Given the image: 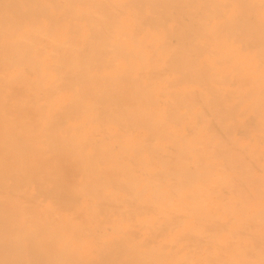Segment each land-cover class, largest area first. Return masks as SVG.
<instances>
[{"label": "bare ground", "instance_id": "1", "mask_svg": "<svg viewBox=\"0 0 264 264\" xmlns=\"http://www.w3.org/2000/svg\"><path fill=\"white\" fill-rule=\"evenodd\" d=\"M254 2L255 0L231 1L230 4L232 8H235V6L239 4L242 7V14L244 13L242 16L239 17V15H241L240 13L241 11H240L238 17L236 16L238 20L233 19L232 22L231 20H227V19H226L227 21H222L225 20L223 19V17H225L227 14L228 15L233 14V12L230 13L229 11H226L229 13L224 14L225 10L222 9V6H220L217 3V0H0V49L2 48L1 50L3 51L2 52L3 54L0 53V55H2L0 58L4 57L1 60L5 61L6 71L8 72L7 67H10L12 69L11 71L13 74L10 72L8 73L11 74L12 76H15L13 81L11 75L9 76L7 73L10 79L12 78L10 80L11 85L13 84L15 85L16 83L18 84L17 82L18 78H19L18 80H20L19 84H21L22 76L24 78V76L29 72V70L32 71L30 72L33 75L31 79L32 83L31 82L29 83L30 81L29 76H32L29 73H28L29 76H27L28 74L26 75L29 81L25 78L26 80L24 79V81L26 82L24 81L22 82L23 83L22 88L24 89L25 87L24 84L25 85L28 84L29 87L27 88L28 90H31L29 91L31 93L28 94L29 92L26 89H24L25 92L27 91L26 93L20 90V92H24V94L20 93V96L22 94L21 97L18 96V94L16 95L18 96V98L22 99L20 102L23 101L24 103L25 101L26 103L27 97H24V95L26 96L28 95V97L31 96L30 97L31 99L34 97L32 99L33 101L36 96L38 97V99L39 98L42 99L43 97L45 98V102L47 104V101L48 102L50 101L49 94L51 92L52 93L51 98L54 99L53 96H55V100L52 101L54 102L52 105L55 106L54 107L55 109L53 108L51 109L54 110L53 111L54 113L62 112L60 110V107L62 108L64 104H62V106L59 105L60 100L63 99L61 103L67 102L65 103V105L69 103L70 107L68 105L67 106L68 108H66V110L70 108L72 112V109L74 108L75 112L77 113L76 114L77 118L76 117L74 118V115L72 116L71 114L72 118L74 120L76 119L75 121L76 123L73 124L70 123L74 121L72 120L71 116H69V118L71 119L70 120L68 116L62 115L63 117H66V120L68 118L69 122L68 121L67 122L70 124V126L67 127L68 128L70 127L71 133L73 132V134H71L70 131H68L69 132L68 134V132L66 131L67 136L69 135V138L71 135L74 136V134H76V131L80 132L78 131L79 124L86 125L89 124V122L92 123V121L94 122L93 120L94 118H96L95 121L97 122V118L99 119L101 115H103V113L106 114V113H110L111 110L113 111L114 107L112 105L115 104L116 106L118 105L116 108L122 109V113L124 116L122 117L121 115H119L120 113L116 114L119 115V118H117L115 121L116 123L117 121L119 123H122L124 121L121 126L122 130L126 126V124L124 123H126L128 120L130 121L132 120L135 127L137 126L141 127L138 128L140 130H142L143 128L144 130L143 133L146 136L151 135L148 138H152L154 136L153 138L155 141L153 142H156L157 138L161 139L160 142L161 141L163 142V144L155 145V144H159L156 142L154 143V147H152L153 146V144H151L152 140L151 141L147 140L148 138L144 134L143 137H141L142 140L140 139V135H139V137L136 136V138H139V140H135L136 139L135 138L133 139V141L135 142L130 141V137H129L130 135H128L127 132H131L130 133L131 135H133L136 132H134L135 130L129 131L128 129L127 132H125L126 128H124L125 134L122 133L123 135H121V133L119 134L120 130L116 129L117 127L116 128L114 127L116 131H118V133L114 134L113 131L115 130L112 131L111 127L109 126L112 124V122L110 121L112 116L110 115L109 116L110 118H108L107 116L106 117L107 121L103 124L109 122V125L107 124L110 127V131L109 130L108 131L111 132V134L109 135L115 137L110 142L111 143L112 141L115 142L114 139H116V137L120 139V145L119 143L116 142L117 143L116 146H118L119 148L112 145L111 146L112 149L113 147L114 148L116 147L117 149L120 150L119 152L123 154L121 155V159L124 158V155L125 157L127 155L129 158L128 157L124 158L125 160L126 159L130 160L131 158L132 162L134 161L135 164L136 163L139 164L136 166L137 168L138 166H142L141 169L144 168L143 171L145 169H148L145 170L144 173L146 175V171H147L148 182H146L143 185L140 184V182H143L144 180H146V178L142 179L140 175V178L143 180L140 181L139 177L136 178V176L137 173L142 174L143 171H141L142 173L137 171V168L134 166L128 167L127 165H129L130 162H128V164H125V162L124 163L121 162L125 160L124 159L120 160L119 156H118L119 160L117 157L112 158L115 150L113 149L114 150L113 151L111 149L110 147L111 144L108 142L111 137H107V139L109 138L107 141H105L106 137H101L102 139L98 137L99 138L98 141H100L99 142L100 144L98 145V148L96 146L95 149H98L96 150L97 154L100 152L99 154L103 155L102 158H104L105 160L103 166H105L107 169L106 173L107 171L110 170L111 173L113 174L114 173L113 170H117L118 172L116 173L122 174L121 180L119 179H118L119 181L117 180L118 181L117 183L119 184H117L112 179H110V180H106L109 181L107 182V186H106L105 180L103 181V183L101 182V179L103 180L104 179L103 176H105V169L103 168L104 169L103 171V169L101 170L98 167L96 163L98 162L97 161L98 159L96 160L92 157V152L85 147L87 144H84L86 138L84 139L83 136L88 135V133L89 136L92 135V133L90 134L89 132L91 130L86 132V130H88L89 127L86 130L82 128L83 133L85 134L86 132V134L85 135L83 134L82 136V134L79 133L81 137L77 138L80 139V141L83 138L82 140H84V142L82 144L83 146L85 145L84 146L85 148L82 146V144L79 141L74 142L75 137L79 136L77 133V135L74 136V139L71 137L69 141H66L70 143L72 139L71 142L72 144H69L70 146L68 145V143L66 144L65 141H64L65 143L63 142L64 144H66L65 147H68L67 148L68 152H67L66 151L67 149L66 150L61 149L62 147H64V145L60 148V146L58 147V145H61V143H58L56 145V141L53 144L54 141L52 140V138L55 135H56L55 137H57L58 139V136L61 135V134L58 135V133H63L62 131L65 132L64 129L66 127L65 125H69V124L65 122L64 119H62L61 121L60 119L58 120L61 123L63 121L66 123V124L64 122L62 123L63 125L64 124L65 125L63 127L64 130H61L62 125H61V129L58 128L60 122L58 121L55 122V120H57L58 117L56 118L55 117L56 115L53 113L54 115L53 118L55 120L51 121L50 120L51 117L50 118L48 117L51 111L43 110L45 114L41 113V115L39 114L38 116H34L38 118V120L36 121V125L39 122V125L37 127L39 128L38 129L39 131L37 132L36 131L37 128L35 127V124H33L35 123V119H33L34 117L30 116L31 117L30 118L26 114L23 115L24 112L23 109H25V107L22 106L23 107L22 108L18 106L20 105V102L18 101L19 99L17 101L16 99H14L16 102H18V105L16 106V104L12 103L11 106L14 105V107L13 106L11 107L12 108L11 111L8 110L10 106H8L6 103H4V105L0 104L1 105L0 106V126H1L0 150H3V152L2 151L0 152V264H86L85 262L86 259L88 260L87 264L95 263L96 260L92 257L90 253L89 242L84 241L89 237L86 239L85 237L83 238V236L85 235L86 237L89 236L88 234L89 231H87V227L84 228L86 229L87 232L83 231V234L84 233L86 234L80 235L82 236L83 239L79 236H76L78 237L76 238L75 234L77 232L75 233V231H77L76 229L78 225L75 223H74L75 225L74 224L72 225V222H70L71 220L68 221L70 217L68 216L65 217L66 215L63 216L59 214V212L55 211V209L57 207H60L59 208L60 210L58 208L56 210L61 211L62 210L61 207L64 210V207L67 205V208L65 207V210H68L69 212H71L72 210L76 211L77 202L79 198L78 193H82L85 195L87 194V196L90 195L92 196L90 198L95 197V199L97 196H98L97 199L100 196H101L100 198L107 196L106 199H108L110 194L109 195L106 194L105 190L107 189L105 188L111 186L110 183H112V181L116 185H119L116 187L112 186L113 188L117 189V187L121 186L120 188H122L123 190L118 188L120 189V191L128 192L127 194L129 198L131 197L133 201H131V198L130 199L126 198L125 201H129V203L127 202L128 203L127 206L130 204L129 207L127 208H130V206H132L133 204L136 206L133 205L132 208L138 207L137 211L134 208L135 209L134 213L139 212L138 214H141L142 210L141 209L139 210V208H145L147 210L145 211V209H143V212L144 211L150 213L155 212L157 214L162 210L161 207L163 206V204H164L163 210L166 209L167 206L171 205L172 207L170 206L169 207L170 209L168 208L170 210V214H168L169 212L167 213L165 211V213H167L166 216L168 217L169 215V218L171 219V217L173 218L174 216L171 215L173 213L179 215L178 216L179 219L178 217H175V219L173 218L175 221L177 220V222L172 221L174 222L173 224L167 219L169 221V222L167 221L165 222L167 224L169 223H171L172 225H174L175 223L179 224L178 220H182L181 223V225L183 224L182 227L183 226L185 227V225H187L186 228H188L190 227L189 221H193V220L187 221L188 220L187 217H191L193 215L195 218L194 221L201 223V226L207 225L202 231L204 232L205 229H207L205 231V233L207 232L206 234L214 235L216 232H213V230L215 231L217 227L222 225L220 227L221 230L217 228L218 234L216 233L217 235L216 234L214 235L215 237H217L218 235L221 234L220 233L221 231H226L224 229L228 228L229 236H222L220 238H216V240L219 243L215 240L213 236L211 237L209 235H206L205 233H200V234L198 233V235L202 237L201 238L202 243L201 242L199 243L200 245L206 243L207 247L205 249L209 252V254L207 255L210 256V259H211V254L212 257H214V255L216 254L215 258H212L214 259V261L210 260V262L213 263L215 262L218 264H224V263L264 264V244H260L259 245L260 248L259 246L257 247L258 243H264V242L259 240L258 242L256 240L258 236L256 237L255 234L252 235L253 236L252 238L248 236L249 239L251 240H253L254 237L256 238V239L254 238L255 239L254 245H256V248H258L257 251L255 249V246L254 247L251 246L249 249V247L243 244L244 237L243 236H242L243 238L240 237L241 234L244 235L245 233H242L239 230L241 234L235 235L237 233L234 232L235 231L237 232V230L233 231L234 228H236V226L240 227L238 229H241L243 227V223L247 225L248 222H246V220L250 221L248 226L251 223H253L252 224L253 226L250 225V227L251 226L256 227L254 226L255 220L254 218L252 219V217L257 218L258 221L260 220L262 221V224H264V188H262L264 187V181H262L264 179L260 178V180H258L257 177L256 180L255 178L253 179L250 176V172L251 173L252 171L254 172V170L250 169V167L256 169L258 164H255V161L258 162L259 160L260 162L262 158L260 157L261 158L260 159L258 157L259 154L257 150L246 149L244 146H242V143L241 144L239 143V139H237L234 136V132L237 131L236 129H237L238 120L236 118V122H235V120L233 119L236 114L235 111H237V109L239 111L237 112L240 114V108H238V106H240L241 104L238 105V102L236 104L233 101L238 106L234 104L235 109L234 107H232L233 105L230 107L229 104H231V102L227 104V101L230 100V98L227 101H225L226 95H228L229 90L226 91L227 94L220 96V93L223 94L222 88L220 87V90L219 89L217 90L216 89L217 87H215V85L218 86V84L220 85L223 84V86H227L231 82V80H228V82L230 81L228 84L227 80L225 81V79H227L226 75L227 77L230 78V74L228 72L227 74L226 72H224L226 75L222 73L225 70L222 68L223 65H228V67L226 66L227 68H230V66H232V68H234V71L235 70L238 71L235 72L236 75L234 74L236 81L240 77L237 81L239 82L240 85V87L237 86L239 89L237 91H240V89L246 87V85L251 86L253 82L254 83L259 82V84L262 83V85H264V82L261 81L264 80V22H261L259 20L261 23L257 21L259 22L258 24L255 23L256 22L255 20H251V18L252 19L254 18L252 17L251 13L253 14V12L255 11L259 13V10L257 11V9L255 10L253 8L256 7V5H254L255 4ZM228 4L227 6L225 5L226 8H230ZM261 7H264V5H262ZM250 11H251L250 13L251 18L247 16V14H249ZM222 14H224L225 16ZM221 15L222 17L220 18L219 16ZM185 19H187L188 22ZM215 19L217 20L222 19V20H220L221 22L220 21L216 22ZM249 21H253V22L250 23ZM166 36L168 38H166ZM207 38L208 41L210 40L209 44H212L215 47V49L213 48V50H210V52H209V48L211 46L207 44L208 42H206V40L205 42L202 41ZM172 40L174 41V43H171ZM237 41L243 43L242 49L244 47L245 50L242 51L244 52H239V53L233 52V47ZM206 44L208 47H206ZM211 51H212V55L211 54L210 55L212 57H215L214 55H217L218 57L215 60V64H217V66L214 65L213 63L214 58L211 59L212 58L211 56L210 59L213 60V62L211 61L212 63H209L208 61L210 60L208 59H201L204 57L203 55H205L206 53L209 54L211 53ZM3 61H1L0 63H2ZM3 64H0V66ZM218 65L222 66L220 67L223 69L221 73L222 75L224 74L225 76L220 75L221 73L219 71L220 68H218L219 67ZM24 66L26 67L25 69L29 68V70L27 71V73L25 72V74L24 72L22 73V69H24L23 68ZM249 67H251L252 69ZM260 67L262 68L260 69ZM215 69H218V74L216 72L217 70L214 71ZM250 70L254 72H251ZM165 71H168L170 73L169 74L170 77L168 75L162 74ZM249 72H251L252 74H250ZM2 73L5 74V72ZM3 75L1 76L0 79L8 80L6 78L7 75H4V77ZM60 80L67 82L66 86L65 85L64 87L62 86L64 89L60 85L62 83L61 82L58 83V81ZM8 81H6L7 82L6 85L4 84L5 81L4 82L2 81L3 82L2 84L5 85L6 88L8 87L10 88L11 86L8 84ZM72 81L73 82L76 81L77 83L72 84ZM64 82L63 84H65ZM248 82L249 84H247ZM47 83L49 85V86L47 85L48 88L50 87L51 90L49 89L50 90L49 91L46 86L44 88H46L49 91V94L47 93V90L43 88V85H46ZM55 83L59 84L57 86L58 87L60 86L59 89L62 88V91L66 90V93H64L65 91L59 92V90H57L58 88H56L55 90L56 92H58L57 94L53 92L54 89L52 90L51 84L56 86ZM184 83L185 84L191 83L192 85L194 84L195 87L198 86L197 91L196 89L194 90L195 87L194 88L192 87L191 89L190 86L189 89L188 84H187L188 86L187 89L179 87L180 84L181 86H183ZM232 83L233 80L231 84ZM37 85L38 86L42 85V87L41 86L40 87L43 90H46V93L44 91L42 92L41 90H38ZM254 86L255 89L254 87H252L253 88L251 89L252 91L251 90L248 91L245 88L244 89L247 92L251 91L252 92L251 94H253L254 92V94H256L255 96H259L257 95L258 90H256L259 89L258 87L259 85L257 86V88L256 85ZM33 88H36L38 90L37 93V90L34 89V91L36 90L35 93L33 92L35 96L32 93ZM260 88H264V87L260 86ZM234 89L230 91L232 92L233 95H234L233 92H235L237 88L235 89V91ZM244 89L241 90L244 91ZM162 91H165L163 92L162 95L165 97L162 98L163 100L160 99V94L162 93ZM218 91L221 92L219 93ZM247 92H245L246 94L244 93L243 94L246 96H250L248 95L249 93L247 94ZM260 92H262V89ZM36 93L38 95H36ZM39 93L41 95L42 93L48 95L44 97L45 94H43V96L39 97L40 96ZM59 93L60 94L63 93V94L59 96ZM232 94L229 93V95ZM56 96L57 98L59 96V98L56 99ZM260 96L262 97V95ZM48 97L49 99H47L46 101V98ZM30 98H28V100H30ZM232 98L240 99L239 96L238 97L236 96V94L235 97L233 96ZM242 99H243L242 101H244L247 99V97L246 99L245 98ZM262 99L260 97H254V99L252 100L253 103H257L261 108L260 109L259 107H257L259 109L258 110L257 108L255 109L256 111H258V113H260V110L264 109V106H262L264 105V103H262L261 101ZM45 102L43 103L45 104ZM52 102L49 103L51 104ZM249 102H251V100ZM23 103L22 105H24ZM28 103H26V105ZM36 103H38L37 100L36 102H33V105L29 103L30 105L28 104L27 105L28 108L26 109H29L31 111L32 110L31 108L34 106L33 108H35L36 111L39 110L41 112L42 106L39 107L40 105L39 104L36 105ZM50 104H48V106L53 107ZM197 104H200L202 106V110L196 109L195 106ZM56 105L60 106L59 109L56 108L57 107ZM71 105H73L74 107L72 106L73 108H71ZM35 106H38L39 108ZM4 108L7 109L9 112H14V114L10 113V115H5L8 111L6 110L4 112ZM253 108L252 110H254ZM19 109L23 110V112L21 111L22 113L20 112V115L22 114V118H20L21 116L17 117V114H19L18 113ZM98 110H100L101 113L103 112L102 114H100V116L98 115L100 113L98 112ZM48 111L49 114L46 115ZM116 112H113L114 115ZM258 113H254V114L260 116L262 115ZM12 114L16 116V118L12 117L13 116ZM239 114H237V116ZM25 115L26 117L24 118L23 116ZM49 116H52V114H50ZM208 116L209 118H207ZM261 117H264V115H262ZM27 118L29 120L33 119L34 122L31 123V125L29 124L27 126V124H25L24 122L25 119L26 122L28 121ZM107 118L110 120L108 121ZM251 118L254 119L253 117ZM119 119L120 121L122 120L123 121L120 122ZM256 119L258 120V118ZM112 120L114 122L113 118ZM103 121L104 120H101V123ZM52 122L53 124L55 122L54 125L51 124L52 126H54L52 130V133H54V135H52V133H47L50 132L49 131L50 129H52V126H50L49 128V125ZM96 122L94 123L98 125ZM250 122L253 124V126L251 124V126H249L250 128L249 127L246 128L248 130L249 129L251 130V128L256 126L260 128L262 124H264L261 122V125L258 126L260 123L256 125L255 121L252 122L251 120ZM101 123H99V127L103 125ZM114 123L112 124V126H115L117 124L119 126L121 125L119 123L117 124ZM238 124L240 125V123ZM32 125L33 128H36L35 131H33L34 129H31ZM92 127H94V125ZM102 127L105 128L104 126ZM68 128H66V130ZM105 129H108V127ZM246 129H244L245 131L243 130L244 131L243 135H249V132H247ZM101 130L102 128L100 127V131ZM258 130L264 131V129L261 130L258 129ZM32 131L36 132L37 135L34 134L35 137L33 136ZM55 131L58 133L56 134ZM105 131H103V133H105ZM253 131H256V129L254 130L253 128ZM66 132L65 134L63 133L64 136H66ZM139 133L141 132L139 131ZM237 133H239V131ZM48 134L50 135L49 137L51 138L50 140H48V136H49ZM62 136H59V139ZM67 136L64 139L68 140L69 138ZM144 136L147 138L146 139L147 142L144 140ZM45 137L49 141V143L46 142L47 149H48V144L50 145V143H52L51 147L49 146L51 149H53V147L56 145L57 147L55 146L56 147L55 149L58 148L57 150H59L60 148V151L61 150L65 151V152L63 151L64 153L66 152L69 153L70 152L69 150H72L73 155L71 153L70 155L71 156L76 155L82 161L81 170H80L82 175L84 176L90 175L94 179L88 183L81 180L82 181L81 184L83 185L78 187L77 190L76 188L75 190L70 189V187L72 188V186L67 188L68 185L67 183H70L68 179L69 175L67 172H65L67 169L64 171L65 174L63 173L62 176L63 178L60 176L62 173H61V169L59 170L60 168L59 166H64L63 163H62L63 165L59 163L61 156H59L60 159L57 160L58 163L61 165L57 164L58 168L56 167L53 170L52 169L54 167L53 164L57 163V161L55 162L57 158L54 160L53 157H55L57 154L53 155L52 157L53 159L51 158V156L50 158H44V157L42 158V155L40 154V152L42 151L38 150L35 146L36 142L41 143V141H43ZM63 137L61 139H63ZM131 137L133 138V136ZM165 140L167 141L166 143H168L169 141V144L173 149L171 151L170 150L171 148L169 146L170 148L169 150L172 153L174 151L172 155L168 153H164L165 151L163 152L162 148H160V146L163 147L162 145H165L164 144ZM95 141L96 140H93L94 145L98 143V141L97 143ZM93 142L91 141L92 144ZM91 143L88 145H91ZM147 143L150 145H148ZM146 144L149 147H146ZM250 144H252L251 141ZM37 146L39 147V145ZM145 149H149L147 150L149 153H147ZM46 150L43 149V151H45L44 152L45 154L48 151ZM60 151H58L60 153L59 155L63 153V152L61 153ZM109 151L111 152L109 153ZM55 152L57 153V151ZM119 152L117 151V153ZM114 156L117 155L115 154ZM260 156H264V155H260ZM154 157L158 159L160 162H158L157 165L155 164V166L154 165L151 166L152 163L150 162L153 161L154 163L153 160L155 159ZM28 158H30V160L35 158L37 159V161L34 164H32ZM102 158H100V161H102L101 160ZM215 158L216 159L221 158L220 162L216 161L220 163V165L218 164L219 167H217V163L214 161L216 160ZM46 159L49 160V162H51V164L47 163L49 166L44 165L46 164L45 162ZM62 159L63 161L66 160L64 159V157H62ZM77 161L75 163H77ZM134 162L132 164H134ZM262 162H264V160H262ZM253 164L256 167H254ZM103 166L101 165V167ZM64 167H66V165ZM64 167H61L62 170L64 169ZM49 168H51L52 170ZM133 168L137 171L136 176L134 174L135 170ZM57 169L58 171H56ZM77 169L78 168H76V171ZM68 171L72 173L71 172L72 168L70 170L68 169ZM77 172L78 174H80L79 170ZM64 175L67 177L66 182L64 180L65 177ZM83 180H85V178H83ZM85 181L88 180L86 179ZM75 183L78 182L75 180ZM34 184L35 187L33 186ZM29 186H31V190L29 189L30 188ZM212 194L213 196L217 195L216 200L211 199V197H213ZM224 194L225 196L223 197ZM175 197L177 198L174 204L172 200ZM46 200H50L52 201V203L46 204L45 203ZM102 200H104V198ZM113 200H111V202H113ZM136 201L137 204H135ZM55 202L56 204L59 205L54 204ZM123 202L124 201H122V203ZM62 203L65 204L62 205ZM53 204L56 206L55 209H54L55 206ZM114 204H116L115 206H117L119 203L117 204L115 202ZM124 204L126 205L125 202L123 203V205ZM172 204L177 205L179 208L173 210L174 207ZM105 205H107V203ZM120 205L121 204H119V206ZM70 208L72 210H69ZM120 209H122V207ZM132 210L130 211L133 212ZM181 210H183L182 212L184 213H182ZM185 210L189 211L190 213ZM213 210H214V215L213 212H211ZM81 211L84 212V209H82ZM82 212L81 214H83ZM108 212L109 211H107V215L109 214ZM131 212H128V214L129 213L131 214ZM178 212L179 214H177ZM180 212L182 213L183 216L181 215ZM219 213L222 214V216L224 214L223 217H225V214H227V216L230 218V219L228 218L229 220H227L228 223H230V225L226 221L228 227L226 226V224L223 225L222 224L223 222L221 223L216 222L217 220H221L218 219L217 217ZM220 214L218 216H220ZM107 215L105 216L107 217ZM82 216L81 218L85 219V217ZM111 216L112 214L110 215V217ZM161 216H163V218H166L164 217L165 215L160 214V216H158V219L159 218L161 219L162 218ZM76 217L80 218L79 214ZM92 217L94 218L95 215H93ZM183 217L186 218L187 221L185 225L183 222L184 221ZM250 217L253 220V222L250 220ZM96 218H98V220L100 221L99 223L104 226L103 222H105V220L102 222L103 223L102 224L101 220L97 215ZM214 218H217V220L215 221ZM107 220H111V219H107ZM107 220L106 222H108ZM113 221L114 220H112V222ZM214 221L216 224L214 223ZM212 223L214 224V226H216V228L213 226ZM79 228L80 231L78 230V232L81 234L82 233L81 224L79 225ZM100 228L101 226L99 227V230ZM119 228L122 229V227ZM108 229H110V227ZM116 229L113 228V230L115 231ZM161 229L163 230V228ZM157 230L158 229H156V231ZM73 231L75 233L74 236L71 235ZM196 231L201 232V228L200 230L198 229ZM196 231H193V233L194 236L196 235L197 237ZM247 231H249L250 233V231L252 230H247ZM137 233L138 232L134 233L133 235L137 236ZM187 233L189 232L187 231ZM123 234H125V232H123ZM201 234H204L208 237ZM191 235H192L191 237H193L195 240L196 237H194L193 234ZM91 236L93 235L91 234ZM187 236L189 235L187 234ZM72 237L75 241H73ZM200 237L198 236L195 242L197 241V239L199 240ZM204 237L206 239L208 238L207 240H209V237L210 240L211 238H213L215 241L213 243L214 245L211 244L210 246L209 243L213 241L210 240L207 241ZM121 238H122L121 240L124 241L123 236ZM125 241L127 240L125 239ZM106 243L108 244V241ZM106 243L104 242V246L106 245ZM113 243L115 244L116 241L115 242L113 241ZM114 244L113 246H115ZM143 244H141V246ZM196 244L199 245L197 242ZM218 244H221L223 246L222 250H224L222 251L219 248L220 252L222 253L224 252L223 257L221 256L222 259L220 258V260H219L220 256L217 257V255L220 254V252L217 251L218 249L216 248L222 246L221 245L219 246ZM246 244L248 245V243ZM143 246H147V245H143ZM212 246L213 248L215 247V251H217L218 254L213 251L214 252L213 255V252H211L210 249L208 250V248L210 247L212 248ZM107 247L108 246H106L104 251H106ZM163 247L164 249L167 248L165 247V245H163ZM103 249H101L102 254H103ZM164 249L162 250L164 251ZM117 250H118V246L117 247L115 246V248H113L112 250L110 249L108 253L114 255L116 254V252H118ZM254 250L256 252H254ZM135 251H136L135 253L137 254L138 253L137 250ZM146 252L147 251L145 252L141 251V254ZM162 254L163 253H161L160 255L163 257L164 255ZM248 254H251L252 256L250 255L251 256L250 257L248 256ZM104 255L105 253L101 255V257H99L96 262H99V260ZM111 255H108V257H106L108 261L110 260ZM169 255L167 256L170 257ZM171 256L175 257V254ZM112 257L114 259V256ZM139 258L137 261H139ZM148 258L150 260L152 257H148ZM180 258L182 259V257ZM217 258L219 262H217ZM113 259L111 258V260ZM134 259L132 258L133 261ZM104 260L102 262L103 264H105ZM111 260L109 261V263L112 262ZM132 260L130 258V262ZM204 260H206V258ZM222 260L224 261L222 262ZM108 261H106L107 264ZM128 261L129 260H127V264ZM133 261L132 263L130 262L129 263L133 264ZM142 261L143 260H141V262ZM122 263L123 262H121V264ZM139 263L140 262H138V264ZM179 263L181 262L178 261V264ZM185 263L192 264L191 261H184V263L181 264H185Z\"/></svg>", "mask_w": 264, "mask_h": 264}, {"label": "rangeland", "instance_id": "2", "mask_svg": "<svg viewBox=\"0 0 264 264\" xmlns=\"http://www.w3.org/2000/svg\"><path fill=\"white\" fill-rule=\"evenodd\" d=\"M221 1H222V2H221ZM231 1H233V0H220V1L217 0V3H218L220 6H222V9L225 10L224 14H227V13H229V12H230V13L233 12V14H229V15L227 14L226 16H225L224 14H222V15L225 16V17H223V19H225V20H222V19H220V20H222V21L231 20V21L233 22V19L238 20L237 17H238V15H239V12H240V11H241V12H240L241 15H239V17L242 16V15L244 14V13L242 14V7H241L239 4L236 5L235 8H232V6H231V4H230ZM223 2H224V3H223ZM260 2H261V4H260ZM225 3H227V4L229 3L230 5L228 4V6H230V8H226L227 4H225ZM254 3H255L254 5H256V7H253V8H254L255 10L257 9V11L259 10V13H260V14H259L258 12H256V11H255L256 13L253 12V11H254V10H253V11H252L253 14H252L251 11H250L249 14H247V16H248L249 18H251V15H252V17H254V18H253V19L251 18V20H255V21H256L255 23H258V24H259L260 21H261V22H264V21H262V20H264V18H262V17H264V16H262V15H264V7H261L262 5H264V0H259V1H258V0H255ZM257 3H258V4H257ZM225 5H226V6H225ZM254 5H253V6H254ZM223 6H225V7H223ZM225 8H226V9H225ZM239 8H240V10H239ZM227 9H229V10H227ZM226 11H229V12H226ZM234 12H235V13H234ZM250 13H251V15H250ZM254 13H255V15H254ZM222 15L219 16V17L221 18ZM228 16H229V17H228ZM236 16H237V17H236ZM247 16H246V17H247ZM256 16H257V17H256ZM219 17H218V19H219ZM226 17H227V18H226ZM232 17H233V18H232ZM214 18H215V17H214ZM216 18H217V17H216ZM249 18H248V19H249ZM226 19H227V20H226ZM239 19H240V18H239ZM256 19H257V20H256ZM185 20H187V19H185ZM215 20H216V22H217V21H220V20H217V19H215ZM249 20H250V19H249ZM259 20H260V21H259ZM257 21H259V22H257ZM187 22H188V20H187ZM220 22H221V21H220ZM249 22L251 23V22H253V21H249ZM261 22H260V23H261ZM252 24H253V23H252ZM260 25H262V24H260ZM166 38H168V37L166 36ZM205 40H206V42H208L207 44H209L210 40L208 41V38H207V39H204V40H202V41L205 42ZM171 43H174V41L172 40ZM211 43H212V42H211ZM238 43H239V44H238ZM207 44H206V47H208ZM236 44H237V45H236ZM240 44H242V45H240ZM209 45L211 46V47L209 48V52H210V50H213V48L215 49L214 45H212V44H209ZM239 45H240V46H239ZM242 46H243V43H242V42L240 43V42L237 41V42L235 43L234 47H233V52H235V53L244 52V51H242V50H245V49H244V47H243V49H242ZM240 47H241V48H240ZM236 48H237V49H236ZM1 49H2V48H1ZM1 49H0V50H1ZM239 49H240L241 51H240ZM2 52H3V51L1 50L0 53H2ZM2 54H3V53H2ZM210 54L212 55V51H211V53H209V54L206 53V54H205L206 56L203 55V56H204L203 58H201V57H202V55H201L200 58H201V59H208V60H210V61L207 60L209 63H212L213 60H214L213 63H214V65L217 66V64H215V60L218 58L217 55H214L215 57H212ZM207 55H208V56H207ZM1 56H2V55H0V57H1ZM210 56L212 57L211 59H213V58H214V59L211 60V59H210ZM3 58H4V57L0 58V62L3 61V60H1V59H3ZM211 61H212V62H211ZM3 63H4V64H3ZM0 64H3V65L5 66V61H3V62L0 63ZM6 64H7V63H6ZM3 65L0 66V69H1V70H0V78H1V76L4 74V73H2V72H5L4 75H7L8 72L12 73V71H11L12 69H11L10 67H7V69H8V72H7V71H6V66L4 67ZM7 65H8V64H7ZM218 66H219L218 68L222 67L221 65H218ZM226 66L228 67V65H223V67H222L223 69H225L224 71H223L222 68H220V69H222V70L219 69V71H220V73H221L222 71H223L222 73L226 72V74H227V72H228V73L230 74V78L227 77V75H226L225 73H224V74L226 75V78H227V79H225L224 77H223V78L225 79V81L227 80V83H228V84H229V82H230V81L228 82V80H231V82H232V80H233V83L231 84V82H230L229 85H227V86H223V84L220 85V84H218V83H219V82H218V83H215V84H218V86L215 85V87H217V88H216L217 90H218V89L220 90V87L222 88L223 91H222V90H221V91H222L223 94L220 93L221 91H220V92L218 91V92L220 93V96H221V95H225V94H227L226 91H228V90H229L228 95H229V93L232 94V92H230V91H232L235 87L237 88V89L235 88L236 91H235V89H234V91H235V92H233L234 95H233V94H232V95H229V96L226 95V98H225V101H227V100L230 98V100L227 101V104H229V103L231 102V104H229V105H230V107L233 105L232 107H234V109H235V105L237 104V102H238V105L241 104L240 106L236 105V106H238V108H240V114H241V115L238 113L239 111H238V109H237L238 112L235 111L236 114H235L233 120H235V122H236V118H237V120H238L239 122L237 121V129H236L237 131L234 132V136H235L237 139H239V143H240V144L242 143V146H244L246 149H248V150H257V152H258V154H259L258 157H259V158L261 157L262 159L260 158V159H261L260 162H259V160H258V162L255 161V164H258L257 167L254 166V164H253V166L256 167V169H253V168L250 167V169L254 170V172H253L252 170H250V171H252V173L250 172V176H251L253 179H254V178L256 179L257 177H258V178H257L258 180H260V178H261V179H264V167H262V166H264V162H262V160H264V156H260V155H264V153H261V152H264V149H262V148H264V131L261 130V129H264V124H262V126H261L260 128H258L257 126H256V127H253L254 130L256 129V131H253V128H251V130L249 129L250 131H249L248 129H246V128H248L249 126H251V124H252V123L250 122L251 120H252V122L255 121L256 123H255V122H254V123H255L256 125L260 123L258 126L261 125V122L264 123V117H261L262 115H264V113H262V112H264V109L260 110V113H258V111H256L255 109H256L257 107H259V105H258L257 103H253V102H252V100L254 99V97H260L261 99L264 98V93H262V92H264V88H260V86L264 87V85H262V83L259 84V82H258V83H254V82L252 83V85H253V84L256 85V88H257V86L259 85L258 87H259L260 90H259V89H256V90L259 91V92L257 91V95H259V96H255L256 94H254V92H253V94H251V93H252V92H251V91H252L251 89H253L252 87H254V89H255V86H254V85H253V86L251 85L252 87H251L250 85H246V87L248 86L247 88L244 87V86H242V87H244V88H245L246 90H248V91L251 90L250 92H247L244 88H241L242 90L244 89V91H242L241 89H240V91H237V90H239L237 86L240 87L239 82H237L238 79H239L240 77L237 79V81L235 80V79H236V78H235V75H236L235 72H236L237 70L234 71V68H232V66H230V65H229L230 68H227ZM2 67H3V68H2ZM225 67H226V68H225ZM23 68L25 69L26 67L24 66ZM245 68H248V67H245ZM249 68H251V67H249ZM261 68H262V67H260V69H261ZM2 69H3V70H2ZM9 69H10V71H9ZM24 69H22V73L24 72V74H25V72L27 73V71L29 70V68H27V69H25V70H24ZM228 69H229V70H228ZM230 69H231V71H230ZM251 69H252V68H251ZM216 70H217V71H216ZM30 71H31V70H29L28 73L32 75V73H31L32 71H31V72H30ZM214 71H216L217 74H218V69H215ZM250 71H251V70H250ZM233 72H234V73H233ZM237 72H238V71H237ZM251 72H254V71H251ZM251 72H249V73L252 74ZM28 73H27V74H28ZM165 73H168V74H165ZM222 73H221L220 75H221V76H225L224 74L222 75ZM232 73H233V74H232ZM246 73H248V72H246ZM12 74H13V73H12ZM18 74H19V73H18ZM18 74H17V75H18ZM27 74H26V75H27ZM29 74H28L27 76H29ZM162 74H164V75H168V76L170 77V75H169L170 73H169L168 71H165V72H163ZM234 74H235V75H234ZM4 75H3V77H4ZM8 75L10 76L11 74L8 73ZM8 75H7L6 78H7L9 81L6 80V79H0V82H1V83H0V86L2 85V86H1V89H0V90H1V92H0V101H1V102L3 101L2 103L0 102V104L4 105V103H6L8 106H10V107H9L10 109L8 108V110L11 111V109H12L11 107H12V106L14 107V105L11 106V104L13 103V104H16V106H17V105H18V102H16V101H17L18 99H19V100H18L19 102L22 100L21 98H18V96H20V93L24 94V92H25L24 89H26L28 92L31 91V90H28V88H27V87H29L28 84H26V85L24 84L25 87H24V89L22 88V87H23V86H22V85H23L22 82L24 81V79L26 78V79L28 80V78H27L26 75L24 76V78H23V76H22V78H21V79H22V80H21V81H22L21 84H19V83H20V80H18V79H19V78H18V79H17L18 84L16 83L15 85H14V84L11 85V81H10L12 78H13V81H14V77H15V76H12V75H11L12 78L10 79V77H9ZM20 75H21V74H20ZM20 75H19V76H20ZM237 75H238V73H237ZM248 75H249V74H248ZM233 76H234V77H233ZM20 77H21V76H20ZM32 77H33V75H32V76H29V79H30V81L28 80L29 83L32 81V80H31ZM236 77H237V76H236ZM26 79H25V80H26ZM156 80H157V79H156ZM234 80H235V81H234ZM2 81H3V82L5 81V83H4L5 85L7 84L6 81H8V84L11 85L10 88H9V87L6 88V86L2 84V83H3ZM15 81H16V79H15ZM77 81H78V80H77ZM221 81H222V80H221ZM261 81L264 82V80H261ZM261 81H260V82H261ZM24 82H26V81H24ZM60 82L62 83V84H60L61 87H62V86L64 87V85H65V86L67 85V82H64L63 80H62V81H61V80L58 81V83H60ZM63 82H64L65 84H63ZM78 82H79V81H78ZM12 83H14V82H12ZM27 83H28V82H27ZM31 83H32V82H31ZM73 83L76 84L77 82H76V81H75V82L72 81V84H73ZM220 83H221V82H220ZM227 83H225V84H227ZM236 83H237V84H236ZM52 84H54V83H52ZM52 84H51L52 90L54 89L53 92H55L56 94L58 93V92L55 91L56 88H58L57 90H59V92H60V91H61V92H64V91H65L64 93H66V90H63V91H62V88H63V87L60 88L61 90L59 89L60 86H59V87L57 86V85H59V84L55 83L56 86H54V85H52ZM70 84H71V83H70ZM187 84H188L189 87L187 86ZM187 84L184 83L183 86H181V84H180L179 87H181V88H185V89H187V87L190 89V86H191V89H192V87H193V88L195 87L194 84H193V85H192L191 83H190V84L187 83ZM233 84H234V86H233ZM247 84H249V82H248ZM250 84H251V83H250ZM9 85H8V86H9ZM47 85H48V83H47L46 85H43V88H44L45 86L48 88L49 85H48V86H47ZM219 85H220V86H219ZM3 86H5V87H3ZM15 86H16V87H15ZM37 86H38V85H37ZM40 86L42 87V85H40ZM40 86H38L37 89H38V90H41L42 92L44 91V92L46 93V90H47V89L44 88V89H46V90H43ZM184 86H185V87H184ZM249 86H250V87H249ZM4 88H5V90H4ZM65 88H66V87H65ZM67 88H68V86H67ZM197 88H198V86H196V87L194 88V90L196 89V91H197ZM224 88H225V89H224ZM248 88H249V89H248ZM34 89H36V88H33V89H32V90H33L32 93H33V92L35 93V91L37 90V89H36V90L34 91ZM49 89H50V87L48 88V90H49ZM63 89H64V88H63ZM216 89H215V90H216ZM261 89H262V92H260ZM2 90H3V91H2ZM20 90H22V91H24V92H20ZM38 90H37V93H38ZM48 90H47V93L49 94V91H50L51 89H50L49 91H48ZM67 90H69V89H67ZM163 90H166V89H163ZM217 90H216V91H217ZM256 90H253V91H256ZM6 91H7V92H6ZM27 91H26V92H27ZM41 91H40V92H41ZM12 92H13V93H12ZM26 92H25V93H26ZM163 92H165V91H162V93L160 94V99H161V100H163L162 98L164 97V96H162V95H163ZM224 92H225V93H224ZM239 92H240V93L242 92V93L240 94ZM245 92H247V94L249 93L248 95H250V96H246V95H244V94H246ZM30 93H31V92H29L28 94H30ZM34 93H33V95H34ZM37 93H36V95H38ZM45 93H42V95L39 93V94H40L39 97L43 96V94H45ZM243 93H244V94H243ZM9 94H10V95H9ZM17 94H18V96H16ZM22 94H21V96H22ZM48 94H47V95H48ZM51 94H52V93L50 92V94H49V96H50V101H49V102H52V101L55 100V96H53V97H54V99H53V98H51V97H52ZM62 94H63V93H62ZM62 94L59 93V96L62 95ZM235 94H236L237 97L239 96L240 99L232 98L233 96L235 97ZM242 94H243V95H242ZM31 95H32V94H31ZM47 95L45 94L44 97L47 96ZM53 95H55V94H53ZM241 95H242V96H241ZM260 95H262V97H261ZM21 96H20V97H21ZM34 96H35V95H34ZM59 96H58V98H59ZM252 96H253V97H252ZM16 97H17V98H16ZM24 97H27V99H26V103L29 102L31 105H33V102H36V100H37L38 103H36V105L39 104V105H40V106L38 105L39 107L42 106V107H41V108H42V111H43V110H44V111H45V110H49V111H51L50 114H52V116H49V115H50V114H49V111H48V113L46 112V113H47L46 115L49 114L48 117H49V118L51 117V118H50L51 121H54V120H55V119L53 118V117H54V115H53V113H54L53 111H54V110H51L52 108L55 109V108H54L55 106L52 105L54 102H52V103L50 104V103L47 101V99H49V97L46 98L47 104H46V102H45V98H43V97H42V99L39 98V99H40V100H39L38 97L36 96L37 99H36V97H35L34 101L32 100L34 97H33L32 99L30 98L31 96L28 97V95H27V96L24 95ZM246 97H247V99H246ZM22 98H23V97H22ZM28 98H30V100H28ZM58 98H57V96H56V99H58ZM164 98H165V97H164ZM242 98H245L246 100L242 101V100H243ZM251 98H252V99H251ZM11 99H12V100H11ZM14 99H16V101H15ZM52 99H53V100H52ZM113 99H115V98H113ZM234 99H235V100H234ZM5 100H6V101H5ZM13 100H14L16 103H15ZM250 100H251V102H249ZM11 101H12V102H11ZM27 101H28V102H27ZM30 101H32V102H30ZM42 101L45 102V104H44ZM62 101H63V99L59 101V105H61V106H62V104L65 105V103H67V102H65V103H61ZM233 101H234L236 104H235ZM261 101H262V103H264V99H262ZM22 103H23V101L20 102V105H18V106H19V107H22V106L25 107V109H23L24 112H23V110H20V109H19V110H18V113H19V114H17V117H20V116H21L20 118H22V114L20 115V112H21V111L23 112V115L26 114L28 117H30V116H32V117H34V116H38L39 114L41 115V113L45 114L44 111H43V112H42V111L40 112L39 110L36 111V109L33 108L34 106H33V107L31 106V107H32V108H31L32 110L30 111L29 109H26V108H28L27 105H28L29 103H28L27 105H26L25 101H24V103H23L24 105H22ZM262 103H261V104H262ZM9 104H10V105H9ZM30 104H29V105H30ZM48 104L52 105L53 107L48 106ZM55 104H56V103H55ZM234 104H235V105H234ZM261 104H260V105H261ZM34 105H35V104H34ZM44 105H45V106H44ZM59 105H58V106L56 105V106H57L56 108L59 109V107H60ZM64 105H63L62 108L60 107V110H61L62 112H60V113H58V112L56 113V112H55V113H54V114L56 115L55 117H56V118L58 117L57 120H55V122H57L59 119H60V121H61L62 119H64L65 122H67V121L69 122L68 118H69V116H71V114H72V116L74 115V118L76 117V114H77V113L75 112V110H74V108H73L74 106L71 105V108H73V109H72V112H71V109H70V108L66 110V108H68V107H67L68 105H69V107H70V104H69V103L66 104V105H65L66 107H65ZM114 105H115V104L112 105V106L114 107V110H113V111H112V110L110 111L111 114H110V113H106V114H105V113L102 112L103 115H101V117H100L99 119L97 118V122L95 121L96 118L93 119L94 122H96L98 125H96L93 121H92V123L89 122V124H86V125H83V124L80 125V124L78 123V124H79V125L77 124V125H78V128L81 129V130L78 129V131H80V132H77V131H76V134H74V136H76L77 133H78V135H79V133H80V134H82V136H83L84 133H83L82 128L86 130V129L89 127L88 130H86V132H88L89 130H91V131H89V132H90V134L92 133V135L89 136V133H88V135L83 136L84 139L86 138L84 144H87L86 146H85V145H84V146H85L88 150H90V151L92 152V157H93L94 159H96V160L98 159V160H97L98 162H96L97 165H98V167H99L101 170H102L103 168L105 169V176H103L104 179H103V180L101 179V182L103 183V181L105 180V184H106V186H107V182H109V181H106V180H110V179H112L114 182L117 183L119 180H121V178H122V174H120V173L118 174V173H116V172H118L117 170H113L114 173H115V176L117 177V179H116V177L114 176V173L112 174L111 171H110L109 169H108L109 171H107V173H106V170H107V169H106L105 166H103V165H104V162H105L104 158H102L103 155H100V154H99L100 152L97 154V153H96V150H98V149H95L96 146H97V148H98V145L100 144V143H99L100 141H98L99 138L102 139L101 137H106V138H105V139H106L105 141H107V140L109 139V138L107 139V137H111V138L109 139V141H108V142L111 144V145L109 144L110 147H111L112 145H113V146H116L117 143H119V145H120V139H119L118 137H116V139H114L115 142H113V141H112V143L110 142L111 140H113V138H115V137H112L111 135H109V134H111V132H109V131H110V127H111V130H112V131L115 130V131H113L114 134H115V133H118V131H116V129L120 130L119 134L121 133V135H123L122 133H124L125 130H126L125 132H127V129H128L129 131H133V130H135L134 132H136V133L133 132V133H134L133 135L130 134L131 132H127V134L130 135V136H129V137H130V141H133V139H135L136 136L139 137V135H140V139L142 140L141 137H143V134H144V133H143V131H144L143 128H142V130H140V129H138V128H141V127H139V126L135 127L134 124H133V122H132V120H131V121L128 120L126 123H124V124H126L127 127L123 124V125L125 126L124 128H126V129L124 130V128H123V130H122V129H121V126H122V123H123L124 121L122 120V121H123V122H122V121H120V119H119V121L122 122V123H119V122L117 121V123L121 124L120 126L115 122L116 119L119 118V115H121L122 117H124V116H123V113H122V109L116 108L118 105H117V106H116V105L114 106ZM250 105H252V106H250ZM0 106H1V105H0ZM26 106H27V107H26ZM38 106H35V107L39 108ZM72 106H73V107H72ZM162 106H163V105H162ZM198 106H199V107H198ZM262 106H264V105H262ZM23 107H22V108H23ZM64 107H65V108H64ZM195 107H196L197 110H200V109L202 110V106H201L200 104H197ZM251 107H252V108L255 107V108H253L254 110H252ZM15 108H16V107H15ZM41 108H40V109H41ZM43 108H44V109H43ZM63 108H64V110H63ZM110 108H111V107H110ZM244 108H245V109H244ZM259 108H260V107H259ZM259 108H257V110H258ZM13 109H14V108H13ZM112 109H113V108H112ZM260 109H261V108H260ZM6 110H7V109L4 108V112H5ZM8 110H7V111H8ZM26 110H27V111H26ZM33 110H34V111H33ZM69 110H70V111H69ZM250 110H251V111H250ZM1 111H2V110H1ZM28 111H30V112H28ZM32 111H33V112H32ZM56 111H57V110H56ZM58 111H59V110H58ZM63 111H64V112H63ZM68 111H69V112H68ZM116 111H117V112H116ZM252 111H253V112H252ZM261 111H262V112H261ZM22 112H21V113H22ZM38 112H39V113H38ZM66 112H67V113H66ZM70 112H71V113H70ZM73 112H74V113H73ZM98 112H100V113L98 114V115L100 116V114H102V113H101L100 110H98ZM107 112H108V111H107ZM113 112H116L115 115H114ZM243 112H244V113H243ZM10 113H13V114H14V112H9V111H8L5 115H10ZM30 113H31V115H30ZM32 113H33V115H32ZM35 113H36V114H35ZM68 113H69V114H68ZM117 113H120V114H119V115H116ZM254 113H258V114H262V115H261V116H260V115H255ZM13 114H12V115H13ZM60 114H61V115H60ZM66 114H67V115H66ZM104 114H105V115H104ZM108 114H109V115H108ZM237 114H239V115L237 116ZM242 114H243V115H242ZM26 115L23 116V117L25 118ZM62 115H63V116H68L67 120H66V117H63ZM110 115L112 116V117H111V120L108 119V118H110V117H109ZM72 116H71V118H72ZM103 116H104V117H103ZM107 116H108V118H107L108 121L110 120V121L112 122V124L115 122L118 126H117V125L112 126V124L109 125V122L106 123V124H103V123H105V122L107 121V120H106V117H107ZM256 116H257V117H256ZM258 116H259V117H258ZM12 117H15V118H16V116H14V115H13ZM114 117H116V118H114ZM251 117H253L254 119H252ZM30 118H31V117H30ZM76 118H77V117H76ZM103 118H104V119H103ZM112 118L114 119V122H113ZM207 118H209V116H208ZM249 118H250V119H249ZM256 118H258V120H257ZM33 119H35V123H33V122H34ZM33 119H32V120H31V119L29 120V119L27 118V120H28L27 122H26V119H25V120L23 119V120H24L25 124H27V126H28L29 124L31 125V123H33V124H35V127L37 128L38 125H39V122H38V124L36 125V121L38 120V118H37V117H34ZM69 119H70V118H69ZM70 120H71V119H70ZM72 120H74V119L72 118ZM78 120H79V119H78ZM101 120H104V121L101 123ZM240 120H241L242 122H241ZM249 120H250V121H249ZM256 120H257V121H256ZM60 121H58V122H60ZM75 121H76V119H75L74 121L70 122V123H72V124H73V123H76ZM90 121H91V120H90ZM55 122H54V124H55ZM63 122H64V121H63ZM63 122H62V123H63ZM65 122H64V123H65ZM68 122H67V123H68ZM77 122H79V121H77ZM98 122L101 123V124H103L102 126H104L105 128L108 127V129H105V128H103L102 126H100V127L102 128V130H101L102 132H101V131H100V127H99V123H98ZM131 122H132V123H131ZM257 122H258V123H257ZM60 123H61V122H60ZM60 123H59V125H58V128L61 129V125H62V129H61V130H64V129H65V132H66V131L68 132V131L71 130L70 127H69V128L67 127V126H70L69 123H68L69 125H65L66 123L64 124V125L66 126L64 129H63L64 125H63L62 123H61V124H60ZM115 123H114V124H115ZM128 123H129V124H128ZM238 123H240V125H239ZM51 124H53V122L50 123L49 128H50V126H52ZM54 124H53V125H54ZM56 124H58V123H56ZM90 124H91L92 126L94 125V127H92ZM107 124H108L110 127H109ZM249 124H250V125H249ZM255 124H254V125H255ZM88 125H89V126H88ZM95 125H96V127H95ZM105 125H107V126H105ZM247 125H248V126H247ZM79 126H80V127H79ZM81 126H83V127H81ZM85 126H86V128H85ZM90 126H91V129H90ZM128 126H129V127H128ZM240 126H241V127H240ZM252 126H253V124H252ZM53 127H54V126H52V129L49 130L50 132H47L48 130H47L46 132H47V133H52ZM114 127H115V128L117 127V128L115 129ZM118 127H120V128H118ZM29 128H30V127H29ZM36 128H33V125H32V127H31V129H34L33 131H35ZM49 128H48V129H49ZM56 128H57V127H56ZM66 128H68V129L66 130ZM93 128H94V129H93ZM249 128H250V127H249ZM257 128L260 129L261 131H259ZM38 129H39V128H37V130H36L37 132L39 131ZM54 129H55V128H54ZM104 129H105L106 131H105ZM136 129H138V130H136ZM244 129H246L247 132H249V135H243V134H244L243 132L245 131ZM0 130H1V126H0ZM56 130H57V129H56ZM61 130H59V131H61ZM96 130H97V131H96ZM108 130H109V131H108ZM240 130H241V133H240ZM243 130H244V131H243ZM33 131H32V133H33V136H34V134H36V132H33ZM98 131H99V132H98ZM103 131H105V133H103ZM107 131H108L109 133H108ZM139 131H140L141 133H139ZM238 131H239V133H237ZM53 132H54V131H53ZM55 132H56V131H55ZM62 132L65 134L64 131H62ZM67 132H66V136H67ZM86 132H85V134H86ZM94 132H95V133H94ZM57 133H58V132H56V134H57ZM63 133H58V135L61 134V135H59V136H62V135L64 136ZM70 133H71V131H70ZM106 133H107V134H106ZM137 133H138V134H137ZM250 133H251V134H250ZM68 134H69V132H68ZM71 134H73V132H72ZM85 134H84V135H85ZM124 134H125V133H124ZM186 134H187V132H186ZM36 135H37V134H36ZM48 135H49V134H48ZM48 135H47V136H48ZM52 135H54V133H52ZM98 135H100V136H98ZM102 135H103V136H102ZM144 135H145V134H144ZM236 135H237V136H236ZM33 136H31V137H33ZM55 136H56V135H55ZM55 136H54V137L52 136V137H53L52 140L54 141V142L52 141L53 144L55 143V141H56V145H57L58 143H61V145H58V147L60 146V148H61V147L64 145V147H62L61 149H65V150L68 148V147H65V145H66L67 143H68V145H69V144H72V143H71V142H72V139H71L70 143H69V142H66V141H69L71 137L74 139V136H72V135L70 136V138H69V135L67 136V137L69 138L68 140L64 139L66 136H64V137L62 136L63 139H61L62 137H60L61 140L59 139V136H58V139H57V137H55ZM131 136H133V138H132ZM145 136H146V135H145ZM145 136H144V140L146 141V139H147L148 137H150L151 135H149V136L147 135V136H146L147 138H146ZM34 137H35V136H34ZM49 137H50V135L48 136V140L51 139V138H49ZM79 137H81V136L79 135L78 137H75L74 142H78V141H79V142L82 144V143L84 142V140H82V139H83V138H82L81 141H80V139H77V138H79ZM88 137H90V138H88ZM98 137H99V138H98ZM153 137H154V136H153ZM153 137L147 139V140H150V141L152 140V141H151L152 143L150 142L151 144H153L152 147H154V143H156V142L159 143V144H155V145L163 144L162 141L160 142L161 139H159V138H157V141H156V142H153V141H155ZM241 137H242V138H241ZM244 137H245V138H244ZM247 137H248L249 139H248ZM36 138H37V137H36ZM45 138H46V137H45ZM45 138H44V140H43L45 143H44L43 141H41V143H43V144L36 142V143H35V146H36V148H37L38 150L42 151V152H40V154L42 155V158H43V157H44V158H50V156H51V158H52L53 155H56V154H57L55 157H53L54 160L57 158V159L55 160V162H56L57 160L60 159L59 156H61V159L59 160V161H60L59 163H61V164L63 163L64 166L66 165V167H64V166H59V167H60L59 170L61 169V173H62V174L60 173V174H61L60 176L62 177V176H63V173L65 174V172L68 173V175H69V178H68V179H69L70 183H67V184H68V185H67V188H69L70 186H72V188L70 187V189H74V190H75V188H76V190H77L78 187H80L81 185H83V184H81L82 181L88 183V182H90L91 180L94 179V178H92L90 175H89V176H84V175H82V173L80 172L82 161H81V159H80L78 156H76V155H75V156H71V155H70V153H71V154L73 153L72 150H69L70 152L67 153V152H68V149H67V150H66V151H67L66 153L68 154V155H67L66 153H64V152H65L64 150H63V151H64V152H63L62 150L60 151V148H59V150H57L58 148L55 149V148L57 147L56 145H55L56 147H55V146L53 147V149H55V150L51 149L50 147H51L52 143H50V145L48 144V149L50 148V149L48 150V149H47V146H46V145H47L46 142L49 143V141L47 140V138H46V140H47V141H46ZM54 138H55V139H54ZM97 138H98V139H97ZM120 138H121V137H120ZM250 138H251V140H250ZM252 138H253V139H252ZM56 139H57V140H56ZM76 139H77V140H76ZM117 139H119V140H117ZM93 140H96V141H95L96 143H97V141H98V143L94 145ZM135 140H139V138H136ZM58 141H60V142H58ZM61 141H62V142H61ZM64 141L66 142V144H64V143H65ZM88 141H89V142H88ZM91 141L93 142V144L91 143ZM158 141H159V142H158ZM163 141H164V140H163ZM244 141H245V142H244ZM250 141H251L252 144H250ZM63 142H64V143H63ZM116 142H117V143H116ZM133 142H135V141H133ZM146 142H147V141H146ZM148 142H149V141H148ZM166 142H167V141L165 140V143H164L165 145H162L163 147L160 146V148H162V151H163V152L165 151L164 153H168V154L172 155V154L174 153V151H173V153L171 152L173 149L171 148V146H170V144H169V141H168V143H166ZM90 143H91V145H88V144H90ZM244 143H245V144H244ZM247 143H248V144H247ZM36 144L39 145V147H38ZM40 144H41V145H40ZM44 144H45L46 147L44 146ZM114 144H115V145H114ZM144 144H145V142H144ZM147 144H148V143H147ZM147 144H146V147H149V146H147ZM166 144H167V145H166ZM68 145H67V146H68ZM92 145H93V146H92ZM109 145H107V146H109ZM148 145H150V144H148ZM245 145H246V146H245ZM41 146L44 147V148H42ZM49 146H50V147H49ZM69 146H70V145H69ZM82 146H83V144H82ZM84 146H83V147H84ZM88 146H89V147H88ZM167 146H168V147H167ZM169 146H170L171 149L169 148ZM253 146H254V148H253ZM85 147H84V148H85ZM116 147H118V146H116ZM116 147H115V148H116ZM258 147H259V149H258ZM41 148H42V150H41ZM91 148H92V149H91ZM115 148L113 147V149H114L115 152H116V153L114 152V155L116 154L117 156H114V155L111 153V154L113 155L112 158H114V157H117V158H118V156H119V157H120V160H123L124 158H127V157H128L127 155H126V157H125V155H124V158L121 159V155H123V154L119 152V151H120L119 149L116 148V149H117V150H116ZM118 148H119V147H118ZM164 148H165V149H164ZM249 148H250V149H249ZM0 149H1V146H0ZM43 149H44V150L47 149L48 151H47V150H46V151L48 152V154H47V152H46V154H45V153H44L45 151H43ZM69 149H70V148H69ZM111 149H112V147H111ZM113 149H112V150H113ZM169 149H170L171 151H170ZM112 150H111V151H112ZM114 150H113V151H114ZM147 150H149V149H145V151H147ZM168 150H169V151H168ZM1 151L3 152V150H0V152H1ZM20 151H21V150H20ZM52 151H54V152H52ZM55 151H57V153H56ZM58 151H60L61 153L63 152V153H62L61 155H59L60 153H59ZM100 151H101V150H100ZM111 151H109V153H110ZM113 151H112V152H113ZM117 151H118L119 153H117ZM259 151H261V152H259ZM51 152H52V154H51ZM97 152H98V151H97ZM147 153H149V152L147 151ZM44 154L46 155V157H45ZM94 154H95V155H94ZM64 155H66V156H64ZM72 155H73V154H72ZM96 155H97L99 158H98ZM99 155H100V156H99ZM34 156H35V155H34ZM70 156H71V157H70ZM62 157H64V159H66V160L63 161ZM66 157H67L68 159H67ZM76 157H77V158H76ZM53 158H52V159H53ZM93 158H92V159H93ZM100 158H102V159H101L102 161H100ZM128 158H129V157H128ZM154 158H155V157H154ZM259 158H258V159H259ZM28 159L30 160V158H28ZM75 159H77L78 161L75 160ZM150 159H151V158H150ZM152 159H153V158H152ZM215 159H216V158H215ZM217 159H218V158H217ZM217 159L214 160V161H215V162H216V161H218V162L221 161V158H219L220 160H219V159L217 160ZM118 160H119V158H118ZM124 160H125V159H124ZM126 160H127V159H126ZM126 160H125V161H121V162H123V163L125 162V164H128V162H130V163L132 164V163L134 162V161H133V162L131 161V160H132L131 158H130V160H129V159L127 160V163H126ZM153 160H154V163H153L152 160H150V161H152V162H150V163H152V165L150 164L151 166H153V165L155 166V164L157 165V163L160 162V161H159L158 159H156V158L153 159ZM157 160H158V161H157ZM256 160H257V159H256ZM30 161H31L32 164H34V163L37 161V159L33 158V159L30 160ZM76 161H77V163H75ZM45 162H46V164H44V165H48L47 163H50V164H51V162H49V160H47V159H46ZM99 162H100V163H99ZM218 162H216V163H217V167H219L218 164L220 165V163H218ZM59 163H58V161H57L56 164H53L54 167H53L52 169L54 170V168H56L58 165H61V164H59ZM68 163H69V164H68ZM98 163H99V164H98ZM130 163H129V165H127L128 167H129V166H134V167H136L137 165H139V164H137V163L135 164V162H134V164H132V165H131ZM57 164H58V165H57ZM63 164H62V165H63ZM75 164H77V165H75ZM53 165H52V166H53ZM67 165H68V166H67ZM71 165H72V166H71ZM78 165H79V167H78ZM97 165H96V166H97ZM99 165H100V166H99ZM101 165H102L103 167H101ZM119 165H121V164H119ZM251 165H252V164H251ZM259 165H260V166H259ZM48 166H49V165H48ZM52 166H50V167H52ZM70 166H71V167H70ZM76 166H77V167H76ZM253 166H252V167H253ZM61 167H64V169L62 170ZM69 167H70V168H69ZM139 167H140V168H139ZM141 167H142V166H138V168L136 167V168H137V171H139V172L143 171L144 168L141 169ZM258 167H259V168L262 167V168L259 169ZM47 168H48V167H47ZM57 168H58V167H57ZM71 168H72V171H71L72 173H70V171H68V169L70 170ZM76 168H78L77 171L79 170V173L81 174V177H82V178L80 177V174H78V172L76 171ZM49 169H51V168H49ZM52 169H51V170H52ZM66 169H67V170H66ZM73 169H74V170H73ZM104 169H103V171H104ZM133 169H134V168H133ZM139 169H141V170H139ZM65 170H66V171H65ZM134 170H135V169H134ZM145 170H148V169H145ZM145 170L143 171V173L141 172L143 175H145V174H144V173H145ZM56 171H58V169H57ZM64 171H65V172H64ZM75 171H76L77 173H76ZM113 171H112V172H113ZM137 171L135 170V172H134L135 176H136V172H137ZM50 172H51V171H50ZM59 172H60V171H59ZM260 173H261V174H260ZM76 174H77V175H76ZM117 174H118V175H117ZM142 174L137 173V176H136V178L139 177L140 181H143L142 179L146 178V180H144L143 182H140L141 185H143V184H145L146 182H148V181H147V178H148L147 171H146V175H145L146 177L143 176ZM251 174H252V175H251ZM68 175H67V176H68ZM140 175H141L142 179L140 178ZM64 176H65V175H64ZM65 177H66V176H65ZM65 177H64V180H65V182H66L67 177H66V178H65ZM72 177H73V178H72ZM75 177H77V178H75ZM112 177H114V178H112ZM62 178H63V177H62ZM83 178H85V180L87 179L88 181L83 180ZM106 178H107V179H106ZM118 179H119V180H118ZM257 179H256V180H257ZM75 180H76L78 183H75ZM81 180H82V181H81ZM112 180H111V181H112ZM117 180H118V181H117ZM113 181H112V183H110L111 186H109V185H110V184H109V185H108L109 187L105 188V189H107V190H105L106 194H107V195L110 194V195H109V198H110V199H109V198L106 199L107 196H106V197L104 196V197H103L104 200H102L103 198H100V197H101V196H100V197L98 198V199L101 200V201H100V200L97 199L98 196H97L96 199H95V197L90 198V197H92V196H90V195L87 196V194L85 195V194H82V193H78L80 199L78 198V202H77V210H76V211H75V210L73 211V210L70 208L69 210H72V211L69 212L68 210H65V207L67 208V205H66V206L64 207V210H65V211H64L63 208L61 207V209H62L65 213H64L62 210L59 211V210H60V209H59L60 207H57L59 210H56L57 208H56V206L54 205V204H56V202L53 204L55 207L52 205V206L54 207V209L56 208L55 211L59 212V214H61V215H63V216L66 215L65 217H67V216L70 217L71 219L69 218L68 221L71 220L70 222H72V225H73L74 223L78 225V227L75 226V227H77V229H76L77 231L74 230L75 233H76V232H77V233L75 234L74 231H73V232L71 233L72 236H74V234H75V237H76V236H79V237L82 238V236H80V235H85V234H86V233L83 234V231H84V232L89 231V232H88L89 236L86 237V235H85V236H83V238H84V237H85V239L88 238V237L90 238V239L88 238V239H86V240H84V241L89 242V245H90V253H91L92 257H93L96 261H97L98 258L101 257V255H103L104 253H105V255H107V256H105V255L102 256V258L99 260L100 263H99V262H96V261L94 260L95 263H97V264H103L102 262H103V260L105 259V260H104V261H105V264H107L106 261H108V260L106 259V257H108V255H111V254L108 253V252L110 251V249L112 250L113 248H115V246H116V247L118 246V250H117L118 252H116V254H114V255H113V254L111 255V258H112V259H113L112 256H114V259H113V260H111V258L109 257L110 260H111L112 262L109 263V261H110V260H109V261H108V264H121V262H123L124 264H127V260H129V261H128V264H130V263H132V261H133L132 258L134 259V258L137 256V254H138L137 257H138V258L140 257V258H139V261H137L138 258L136 257V258L134 259V261H133V264H138V262H140L141 264H178V261L181 262V263H184V261H191L192 264H207V263H208V264H212V263H213V262H210V260H211V261H214V259H212V258H215V256H216V254L214 255V252L218 254L217 251H219V248H220V250H222L223 246H222L221 244H218L219 246L221 245L222 247H218V248H216V249H218L217 251H215V247L213 248V246H212V248H211V247L208 248V250L210 249L211 252L214 251V252H213L214 257H212V254L210 253V254H211V259H210V256L207 255V254H209V252L205 249V248L207 247V245H206V243L200 245L199 242H201V238H202V237H200V235H198V233H199V234H200V233H205V231H206L207 229H205L204 232H202V231H203V229H204L207 225H206V226H204V225L201 226V223H198L197 221H194L195 218H194L193 215H192L191 217H187V218H188L187 221H189V220H193V221H189L190 227H188V228H186L187 225H185V223L187 222V221H186V218H184L185 216L183 217V219H184L183 222H184V225H185V227L183 226L184 228L182 227L183 224L181 225L182 220H178L179 224H176V223H175L174 225H172L174 222H177V220L175 221L174 219H175V217H178L179 215H176V214H173V213H172L171 215H172V216L174 215V216H173L174 219H173L172 217H171V219H170V218H169V215H168V217L166 216V214H167L168 212H169L168 214H170V210H169L170 208H169V207H170L171 205H170V206H167V208L164 209V210H163V208H164V207H163L164 204H163V206L160 205V206H162V207H161L162 210H161L160 212H158V213L165 215L164 217H166V218H163V216H161L162 218H161V219H160V218L158 219V216H160V214H158V213L156 214L155 212H153V213L145 212V211L147 210V209H145V208H139V210H140V209L142 210V213H141V214H138L139 212H136V213H137V214H136V213H134V211H135V209H136V211H137V210H138V209H137L138 207H133V208H132V206H133L134 204H133V205L131 204L132 206H130V208H127V207H129V205H130V204H129V205L127 206V204L129 203V201H125L126 198H129V196H128V194H127L128 192H126L125 190H124V191H125L126 193L123 192V191H120V189H122V188H120L121 186H120V187H117V189L113 188V187L119 186V185H116ZM254 181H255V180H254ZM262 181H264V180H262ZM262 181H261V182H262ZM79 182H80V183H79ZM112 184H113V185H112ZM114 184H115V185H114ZM117 184H119V183H117ZM249 184H250V183H249ZM253 185H254V184H253ZM253 185H252V187H253ZM33 186L35 187V184H34ZM74 186H75V187H74ZM112 186H113V187H112ZM29 187H30L29 189L31 190V186H29ZM36 187H37V186H36ZM261 187H262V185H261ZM118 188H120V189H118ZM262 188H264V187H262ZM122 190H123V189H122ZM145 191H147V190H145ZM223 193H224V192H223ZM80 194H81V195H80ZM225 194H226V192H225ZM225 194L223 195V197L225 196ZM83 195H84V196H83ZM119 195H120V196H119ZM214 195H215V194H214ZM116 196H117V197H116ZM130 196H131V195H130ZM212 196H213V194H212ZM216 196H217V195L211 197V199L216 200ZM226 196H227V194H226ZM88 197H89L90 199H89ZM116 198H117V199H116ZM120 198H121V199H120ZM130 198H131V197H130ZM130 198H129V199H130ZM176 198H177V197H175V198L172 200V202H173L174 204H175V200H176ZM81 199H82V200H81ZM91 199H92V200H91ZM113 199H114V200H113ZM118 199H120V200L123 199L122 201H124V202L126 203V205H125V204L123 205L124 202L122 203V201H120V200H118ZM111 200H113V202H111ZM134 200H135V199H134ZM139 200H140V199H139ZM131 201H133L132 198H131ZM80 202H81V204H80ZM91 202H93V203H91ZM105 202L107 203V205H105V204H106ZM115 202H116L117 204L119 203V204H121V205L119 206V204H118L117 206H115V205H116V204H114ZM120 202H121V203H120ZM127 202H128V203H127ZM45 203H46V204H48V203L51 204L52 201H50V200H46ZM98 203H99V204H98ZM104 203H105V204H104ZM111 203H112V204H111ZM63 204H65V203H62V205H63ZM135 204H137V201H136ZM56 205H59V204H56ZM62 205H61V206H62ZM81 205H82V206H81ZM93 205H94V206H93ZM108 205H109V206H108ZM172 205H173V204H172ZM99 206H100V207H99ZM114 206H115V207H114ZM134 206H136V205H134ZM89 207H90V208H89ZM112 207H113V208H112ZM117 207H118L119 209H118ZM121 207H122V209H123L124 212L122 211V209H120ZM171 207H172V206H171ZM173 207H174L173 210L179 208L177 205H173ZM80 208H81V209H80ZM131 208H132L133 210H132ZM134 208H135V209H134ZM168 208H169V209H168ZM82 209H84V212L81 211ZM85 209H86L87 211H86ZM88 209H89V210H88ZM102 209H103L104 211H103ZM108 209H109V210H108ZM124 209H125V210H124ZM126 209H128V210H126ZM129 209L132 210L133 212H131ZM143 209H145V211H144L145 213L143 212ZM152 209H153V208H152ZM152 209H151V210H152ZM100 210H101V212H100ZM111 210H112V211H111ZM153 210H154V209H153ZM153 210H152V211H153ZM171 210H172V209H171ZM79 211H80V212H79ZM102 211H103L104 213H103ZM107 211H109V212H108V213H109V214H108L109 216L107 215ZM110 211H111V213H110ZM125 211H126V212H125ZM127 211H128V212H131V214H130V213L128 214ZM152 211H151V212H152ZM154 211H155V210H154ZM165 211H166L167 213H165ZM182 211H183V210H181V212H182ZM185 211H187V210H185ZM68 212H69V213H68ZM78 212H79V213H78ZM81 212H82L83 214H81ZM105 212H106V213H105ZM121 212H122V214H121ZM162 212H163V213H162ZM176 212H177V211H176ZM181 212H180V213H181ZM187 212H189V211H187ZM187 212H185V213H187ZM211 212H213V215H214V210L211 211ZM67 213H68V215H67ZM73 213H74V214H73ZM96 213H97V214H96ZM174 213H175V212H174ZM182 213H184V212H182ZM182 213H181V215H182ZM189 213H190V212H189ZM189 213H188V214H189ZM78 214H79L80 218L76 217V216H78ZM98 214H99V215H98ZM111 214H112V216H111L112 218L110 217ZM113 214H114V215H113ZM123 214H124V215H123ZM133 214H134V215H133ZM155 214H156L157 216H156ZM177 214H179V212H178ZM211 214H212V213H211ZM219 214H220V213H219ZM219 214H218V215H219ZM82 215L85 217V219H86L87 221H86L84 218H83V219L81 218ZM93 215H95L94 218L92 217ZM96 215H97V216L99 217V219L101 220V223L105 220V222H103V223H104V226L101 225V224L99 223L100 221L98 220V218H96ZM103 215H104V216H103ZM105 215H107V217H106ZM175 215H176V216H175ZM186 215H187V214H186ZM190 215H191V214H190ZM218 215H217L218 219H221V220H217V218H214V220H215V221L217 220L216 222H220V223L223 222V223H222L223 225H225V224H226V221L230 219V218L227 216V214H225V217H223L224 214H223V216H222V214H220V216H218ZM83 216H82V217H83ZM90 216H91V217H90ZM182 216H183V215H182ZM182 216H181V218H182ZM248 216H249V215H248ZM75 218H76V219H75ZM88 218H89V219H88ZM105 218H106V219H105ZM228 218H229V219H228ZM253 218H254L255 221L257 220V218L252 217V219H253ZM67 219H68V218H67ZM72 219H73V220H72ZM74 219H75V220H74ZM93 219H94V220H93ZM107 219H111V220H107ZM167 219H168L170 222H172V221H174V222H172V224H171V223L167 224V223H165L166 221L169 222ZM178 219H179V217H178ZM252 219H251V217H250V220L253 222ZM82 220H83V221H82ZM84 220H85V222H84ZM91 220H92V222H91ZM106 220H107L108 222H106ZM112 220H114V221L112 222ZM81 221H82V222H81ZM212 221H213V220H212ZM215 221H214V223H215ZM255 221H254V226H256V227H252V226H253V225H252L253 223L250 224V225H252L251 227H250V225L248 226V224H249L250 221H247V220H246V222H248V224L245 225V224L243 223V227L241 226L243 229H242V228H241V229H238V228H240V227L236 226V228H234L233 231L237 230V232H236V231L234 232V233H237V234H235V235H238V234L240 235V234H241L240 232L245 233L244 235H242V234L240 235V237H242V236H243L244 238L247 237V238H245V239L242 237V238H243V241H244L243 244L246 245L247 247H249V249H250L251 246H252V247L255 246V249H256V251H257L258 248H256V245H254V242H255L254 240H255L256 238L254 237L255 239L253 238V240H251V239H249L248 236H250V238H252V237H253L252 235L255 234V236H256V237L258 236V238H259V239H258V238L256 239L257 241L259 240V241L264 242V239H262V238H264V224H262V221H260V220H259V221L257 220L256 223H255ZM87 222H88V223H87ZM143 222H144V223H143ZM257 222H258V224H257ZM103 223H102V224H103ZM105 223H106V224H105ZM227 223H228V221H227ZM75 224H74V225H75ZM80 224H81V226H82V228H81V232H82V233H81V234L78 232V230L80 231V228H79V225H80ZM82 224H83V225H82ZM108 224H109V225H108ZM161 224H162V225H161ZM164 224H165V225H164ZM212 224H213V223H212ZM215 224H216V223H215ZM228 224L230 225V223H228ZM259 224H262V225H259ZM88 225H89V226H88ZM91 225H92V226H91ZM98 225H99V226H98ZM163 225H164V226H163ZM166 225H167V226H166ZM176 225H178V226H176ZM210 225H211V224H210ZM217 225H218V224H217ZM244 225H245V227H244ZM100 226H101L102 229L106 226V227L103 229V232H102V229H101V228H100L101 231L99 230V227H100ZM102 226H103V227H102ZM107 226H108V227H107ZM111 226H112V227H111ZM114 226H115V227H114ZM116 226H117V227H116ZM118 226H119V227H122V229H120ZM158 226H159L160 228H159ZM200 226H201V227H200ZM213 226H214V224H213ZM218 226H219V225H218ZM221 226H222V225H221ZM221 226H219V227H217V228H218L219 230H221V228H220ZM226 226L228 227L227 224H226ZM239 226H240V225H239ZM259 226H260V227H259ZM72 227H73V226H72ZM86 227H87V231H86V229H84V228H86ZM95 227H96L97 229H96ZM109 227H110V229H108ZM153 227H154V228H153ZM157 227H158V228H157ZM210 227H211V226H210ZM214 227L216 228V226H214ZM214 227H213V228H214ZM223 227H224V226H223ZM223 227H222V228H223ZM248 227H249V228H248ZM78 228H79V229H78ZM88 228H89V229H88ZM113 228H114V229L118 228V229H116V231H115V230H113ZM161 228H163V230H162ZM164 228H165V229H164ZM200 228H201V232H197L196 230H198V229L200 230ZM207 228H208V227H207ZM213 228H212V230H213ZM217 228H216L215 231L213 230V232H216V233H217V230H218ZM225 228H226V227H225ZM244 228H245V229H244ZM251 228H252V229H251ZM83 229H84V230H83ZM156 229H158V230L156 231ZM190 229H192V230H190ZM97 230H98V231H97ZM106 230H107V231L110 230V231L107 232ZM117 230H118V231H117ZM160 230H161V231H160ZM224 230H226V231H221V232L219 231L221 234L219 233L220 235H218L217 237L214 236L216 233H215L214 235H210V234H206V233H207V232H206L205 234H206V235H209V236H211V237L213 236V237L215 238V240H216V238H220V237H222V236H229V235H228V228H227V229H224ZM239 230H240V232H239ZM247 230H252V231H250V233H249V231H247ZM258 230H259V231H258ZM95 231H96V232H95ZM99 231H100V232H99ZM114 231H115V232H114ZM119 231H120L121 233H120ZM187 231H188L190 234L187 233ZM191 231H192V232H191ZM193 231H196V232H197V233H196V234H197V237H198V236L200 237L199 240L197 239V241H196L199 245H197L196 242H195V240H196L197 237H196V235L194 236ZM94 232H95V233H94ZM123 232H125V234H123ZM136 232H138V233H137V236L133 235V234L136 233ZM210 232H211V231H210ZM210 232H209V233H210ZM90 233H91L93 236H91ZM93 233H94V234H93ZM119 233H120V234H119ZM211 233H212V232H211ZM246 233H247V235H246ZM95 234H96V235H95ZM126 234H127V236H126ZM187 234H188L189 236H187ZM191 234H193V236L196 237L195 240H194L193 237H191V236H192ZM217 234H218V233H217ZM217 234H216V235H217ZM248 234H249V235H248ZM250 234H251V235H250ZM69 235H70V234H69ZM94 235H95L96 237H95ZM101 235H102V236H101ZM201 235H204V234H201ZM206 235H204V236H206ZM245 235H246V236H245ZM104 236H105V237H104ZM122 236H123L124 241H125V239H126L127 241L124 242L123 240H121V239H122V238H121ZM131 236H132V237H131ZM94 237H95V238H94ZM102 237H103V238H102ZM124 237H125V238H124ZM206 237H208V236H206ZM76 238H78V237H76ZM76 238H75V239H76ZM83 238H82V239H83ZM96 238H97V239H96ZM204 238H205V237H204ZM72 239H73V237H72ZM82 239H80V240H82ZM94 239H96V240H94ZM98 239H99V240H98ZM205 239H206V238H205ZM207 239H208V238H207ZM207 239H206V240H207ZM212 239H213V238H211V240H210V237H209V240H210V241H213V242L209 243L210 246H211V244H213V243L215 242L214 239H213V240H212ZM78 240H79V239H78ZM88 240H89V241H88ZM209 240H207V241H209ZM73 241H75V240L73 239ZM103 241H104L105 243L108 241V244H109V245L106 243V245L104 246V242H103ZM111 241H112V242H111ZM113 241H114V242L116 241V243L114 244ZM148 241H149V242H148ZM202 241H203V240H202ZM216 241H217V240H216ZM259 241H258V242H259ZM76 242H77V241H76ZM109 242H110V243H109ZM126 242H129V243H126ZM147 242H148V243H147ZM204 242H206V241H204ZM204 242H203V243H204ZM217 242H218V241H217ZM258 242H257V243H258ZM102 243H103V244H102ZM122 243H123V244H122ZM124 243H125V244H124ZM143 243H145V244H143ZM146 243H147V244H146ZM201 243H202V242H201ZM218 243H219V242H218ZM220 243H221V242H220ZM246 243H248V245H250V246H248ZM257 243H256V244H257ZM113 244H114L115 246H113ZM132 244H134V245H132ZM141 244H143V245H147V246H143V245L141 246ZM207 244H208V242H207ZM252 244H253V245H252ZM260 244H264V243H258V244H257V247H258ZM101 245L104 247V249H103V247H102ZM161 245H162V247H163V245H165V247H167V248L164 249V247L162 248ZM213 245H214V244H213ZM106 246H108L107 249H106L107 252L104 251L105 248H106ZM159 246H160L162 249H164V251H165L166 253H165V252H164ZM261 246H262V245H261ZM134 247H135V248H134ZM149 247H150V248H149ZM96 248H97V250H96ZM124 248H127L128 250H127V249H124ZM148 248H149V249H148ZM259 248H260V246H259ZM93 249H94V250H93ZM99 249H100V251H99ZM101 249H103V254H102V250H101ZM156 249H157V252H156ZM211 249H213V250H211ZM95 250H96V251H95ZM121 250H122V251H121ZM135 250H137V252H138L137 254L135 253V252H136ZM126 251H129V252H126ZM132 251H134V252H132ZM141 251H142V252L147 251L149 255L147 254V252L141 254ZM162 251H163V252H162ZM222 251H224V250H222ZM256 251L254 250V252H256ZM124 252H126V253H124ZM219 252H220V251H219ZM132 253H134L135 255L132 254ZM139 253H140V254H139ZM161 253H163V254H162V255H164L163 257L160 255ZM170 253H172V254H170ZM221 253H222V252H220V254L217 255V257L220 256V257H219V260H220V258L222 259L223 255H224V254H223L224 252L222 253V255H221ZM131 254H132V255H131ZM169 254H170V255H169ZM173 254H175V257H174V256H173V257L171 256V255H173ZM143 255H144V256H143ZM150 255H151V256H150ZM165 255H166V256H165ZM167 255H169L170 257H168ZM250 255H251V254H248V256H250ZM179 256L182 257V259H181ZM221 256H222V257H221ZM251 256H252V255H251ZM251 256H250V257H251ZM95 257H97V258H95ZM148 257H152V258H151L152 261H151V259L149 260ZM208 257H209V258H208ZM130 258H131V260H132L131 262H130ZM176 258H177V259H176ZM183 258H184V259H183ZM205 258H206V260H204ZM207 258H208L209 260H208ZM102 259H103V260H102ZM140 259L143 260V261H144V259H145L146 262L144 261V263H143V261L141 262ZM175 259H176V260H175ZM180 260H181V261H180ZM183 260H184V261H183ZM84 261H85V260H84ZM84 261H83V262H84ZM87 261H88V260L86 259V261H85L86 264H87ZM94 261H93V262H94ZM136 261H137V262H136ZM150 261H151V262H150ZM202 261L205 262V263H203ZM208 261H209V262H208ZM215 261H216V260H215ZM223 261H224V260H222V262H223ZM83 262H82V263H83ZM114 262H115V263H114ZM125 262H126V263H125ZM129 262H130V263H129ZM147 262H148V263H147ZM149 262H150V263H149ZM152 262H154V263H152ZM217 262H219V261H218V258H217ZM222 262H220V263H222ZM95 263H93V264H95ZM123 263H122V264H123ZM140 263H139V264H140ZM181 263H179V264H181ZM189 263H190V262H189ZM189 263H188V264H189ZM185 264H187V263H185ZM213 264H218V263H215V262H214ZM224 264H226V263H224Z\"/></svg>", "mask_w": 264, "mask_h": 264}]
</instances>
